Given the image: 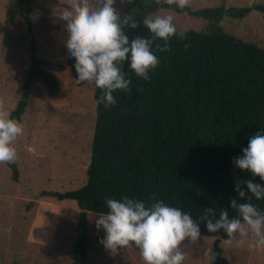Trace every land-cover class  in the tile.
Returning a JSON list of instances; mask_svg holds the SVG:
<instances>
[{
	"label": "trees",
	"instance_id": "trees-1",
	"mask_svg": "<svg viewBox=\"0 0 264 264\" xmlns=\"http://www.w3.org/2000/svg\"><path fill=\"white\" fill-rule=\"evenodd\" d=\"M17 7L33 35L36 0H17ZM164 8L216 23L225 16L244 19L252 11L264 17V5L191 11L164 1L134 0L124 14L133 15L139 27L125 30L129 39L149 38L143 19ZM186 37H172L170 51L156 53L160 65L149 73L148 81L136 76L126 61L123 71L131 81L130 92L113 93L117 104L110 109L97 103L102 92L91 85L96 124L87 182L75 191L40 194L42 198L76 202L81 210L80 228L87 213H106V199L123 196L149 206L155 200L163 201L190 213L194 220L206 207L215 210L216 219L222 210L228 211L229 218H238L237 211L231 209V199L249 202L241 200L234 188L238 179L250 180L252 176L233 161L243 155L250 138L264 129V47L216 27L212 31L187 30ZM185 43L190 47L185 49ZM31 49L23 94L10 112V118L18 122L30 105L35 82H42L52 96L60 88L57 77L47 70L46 60L37 55L35 41ZM66 64L77 86L87 84L77 83L75 62L69 53ZM11 167L18 180V167ZM254 182L264 186L258 176ZM250 202L264 212V199L253 197ZM200 232L201 236L228 240L223 230L208 232L204 223H200ZM72 253L76 261L85 260V243L79 241Z\"/></svg>",
	"mask_w": 264,
	"mask_h": 264
},
{
	"label": "rangeland",
	"instance_id": "rangeland-1",
	"mask_svg": "<svg viewBox=\"0 0 264 264\" xmlns=\"http://www.w3.org/2000/svg\"><path fill=\"white\" fill-rule=\"evenodd\" d=\"M67 3L68 0H36L31 35L17 0H0V105L10 114L21 99L33 41L37 55L46 60L47 70L60 84L54 96L42 82L33 85L30 105L20 122L24 134L13 142L18 159L11 164L18 167V180L14 179L11 164H0V264H144L135 247L121 250L116 256L105 249L100 243L105 233L95 226L98 213H87L88 222L80 228V215L69 210V206H77L74 201H65L61 209L63 216L55 242L49 245L46 239L38 243L32 236L31 225L38 210L53 211L58 202L40 197L41 192L82 188L87 182L91 160L96 124L94 91L89 84H75L66 64V23L55 14L57 6ZM133 3L122 5L117 0L115 7L123 15ZM254 5H264V0H190L187 7L196 11ZM156 15H171L179 31H212L216 27V30L264 47V17L258 11H252L244 19L225 16L220 23L165 8L149 17ZM34 234H40L39 230ZM239 240V237L231 242L222 240L223 257L228 264H264V248L250 247L251 233L243 243ZM79 241L85 243L87 255L85 260L76 261L72 252ZM216 241L206 236L196 242L185 241L182 247L187 256L183 264H214Z\"/></svg>",
	"mask_w": 264,
	"mask_h": 264
},
{
	"label": "clouds",
	"instance_id": "clouds-1",
	"mask_svg": "<svg viewBox=\"0 0 264 264\" xmlns=\"http://www.w3.org/2000/svg\"><path fill=\"white\" fill-rule=\"evenodd\" d=\"M116 3L117 0H68L66 6L55 8L57 18L66 23L65 46L75 62L77 83L86 82L99 88L102 94L97 103H103L106 109L117 104L113 93L130 92L131 81L123 71L126 61L136 76L148 81L149 73L160 65L156 53L169 52L170 39L174 36L180 40L187 38V30L178 31L171 15H156L143 19L149 38L137 36L130 40L125 30L136 29L139 23L133 15H121ZM120 3L132 4L133 0H120ZM164 3L184 9L190 0H164ZM184 47L187 49L190 44L185 43ZM23 134V124L10 118L0 105V164H11L18 159L13 142ZM242 151L243 155L233 163L250 173L252 179H238L235 183L237 196L249 201L238 203L236 197L231 199V209L237 211L238 218H229L228 211L222 210L216 219L215 210L206 207L204 214L194 220L190 213L160 200L149 206L128 196L106 199L108 211L97 215L95 220L97 230L103 229L105 233L100 243L112 256L135 247L144 264H183L187 253L182 245L185 241H198L200 223H204L208 232L223 230L229 242L239 237L243 243L251 233L250 247L264 248V212L250 202L253 197L264 199V186L254 182L257 176L264 181V129L253 135Z\"/></svg>",
	"mask_w": 264,
	"mask_h": 264
},
{
	"label": "crops",
	"instance_id": "crops-1",
	"mask_svg": "<svg viewBox=\"0 0 264 264\" xmlns=\"http://www.w3.org/2000/svg\"><path fill=\"white\" fill-rule=\"evenodd\" d=\"M65 203H66L65 201H58L56 204H54L53 211H49L48 209L38 210L36 219L34 223H32L31 225L32 236H34L36 240H38V243L45 242V240L48 239L49 245H51L53 242L57 240V232L59 230L63 216V210L61 212V209H63ZM69 210L79 215L81 213V210L78 208V206H75L74 204L72 205V207L69 206ZM87 220H88V214H87ZM37 229L39 230L40 234H34V232ZM46 243L48 244L47 241Z\"/></svg>",
	"mask_w": 264,
	"mask_h": 264
},
{
	"label": "water",
	"instance_id": "water-1",
	"mask_svg": "<svg viewBox=\"0 0 264 264\" xmlns=\"http://www.w3.org/2000/svg\"><path fill=\"white\" fill-rule=\"evenodd\" d=\"M221 243H222V239L218 238L215 243L214 253L212 256V261L214 264H228L227 260L223 257Z\"/></svg>",
	"mask_w": 264,
	"mask_h": 264
}]
</instances>
